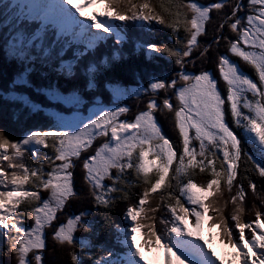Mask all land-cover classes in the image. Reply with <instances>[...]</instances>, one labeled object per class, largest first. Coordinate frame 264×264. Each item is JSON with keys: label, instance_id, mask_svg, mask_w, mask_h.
<instances>
[{"label": "snow or ice", "instance_id": "6c2138e0", "mask_svg": "<svg viewBox=\"0 0 264 264\" xmlns=\"http://www.w3.org/2000/svg\"><path fill=\"white\" fill-rule=\"evenodd\" d=\"M65 3L86 19H77L71 9L64 7ZM97 4H103L105 11L89 16L85 8ZM121 5H126L125 10L121 11ZM158 7L159 11L152 0H58L55 5L46 0H0V15H4L14 33L12 47L21 67L14 85H26L48 97L79 103L78 95L62 97L56 83L36 88L31 84L30 75L36 71L37 62L41 68H50L66 79L74 78L76 69L80 68V74L86 77V89L96 90V76L102 74L100 67L108 69L111 62L124 58L121 49H113L111 62L104 54L99 66L89 61L80 67V60L88 51L94 54L95 48L113 35L118 45L125 42L126 24L117 21L141 26L147 22L149 28L155 22L171 29L177 43L147 45L148 58L153 54H167L179 66L170 80L153 78L147 88L138 89L137 96L141 93L149 96L145 109L132 120L120 119L130 111L128 106H117L99 109L86 123L68 122L60 130L55 127L32 130L17 140L9 139L0 131V237L7 242L15 264H43L48 228H52L55 242L70 246L73 264H83L77 247L94 246L90 239L75 236L79 230L93 232V224L87 219L91 211L85 209L67 216L64 221L58 216L72 199L79 198L73 183L77 162L82 164L88 195L98 209L111 210L118 202L131 199L127 189L144 186L136 202L126 205L125 226L113 225L114 244L121 251L126 247V255L121 256L114 248L105 252L106 245H99L105 254L92 259V264H151L143 246L163 248L164 264H186V261L225 264L214 250L205 249L210 240L205 244L198 242L204 240L201 233L205 220L211 222L214 216L218 222L210 223V227L220 229L221 239L235 250L226 264H264V183L258 193L257 183L247 175V168L243 179L238 180L242 156L252 162L255 172L264 180V0H247V4L244 0H215L208 4L200 0H158ZM226 7L231 10L219 23L217 32L221 34L201 48L199 38L206 34L211 14ZM241 12L244 15H239ZM34 21L41 23L34 25ZM63 21H70L79 29L75 36H87L86 48L75 51L71 59H64L71 41L65 40ZM49 24L61 26L59 32L52 34L51 42H48ZM225 27L235 35H223ZM222 40L227 44V52L217 53L219 79L209 70L201 69L199 74L188 71V64L195 65L198 60L209 57L213 44L219 46ZM136 47L143 45L137 43ZM231 57L250 66L257 79ZM47 74L41 72L42 76ZM220 79L226 94L219 87ZM108 86L117 97L126 92L111 82ZM162 92L164 95L160 98ZM0 96L23 101L30 113L40 108L39 103L15 91L0 90ZM165 110L174 114V124L181 137L179 150L157 121L156 113ZM228 115L242 130L245 142L257 146L259 161L244 152L241 138L229 126ZM192 130L194 134L190 135ZM101 137L107 139L93 149L94 141ZM193 141H198V147ZM42 149H50L52 155L45 153L40 157ZM26 153L34 166L26 162ZM194 174H207L208 178L198 183ZM244 179L248 180L247 188ZM173 182L179 194L173 190ZM225 189L228 198L223 207L217 206ZM248 189L258 197L259 206L254 219L242 222ZM158 191H166L167 202L161 196V203L151 207L150 196ZM42 193L48 195L45 197ZM162 204H166L168 219L158 215ZM229 205L232 211L226 215ZM27 218L33 220L31 226L25 225ZM158 224L165 229L160 231ZM246 230H249L247 235ZM142 231L146 237L143 245L138 239Z\"/></svg>", "mask_w": 264, "mask_h": 264}, {"label": "trees", "instance_id": "16d2710c", "mask_svg": "<svg viewBox=\"0 0 264 264\" xmlns=\"http://www.w3.org/2000/svg\"><path fill=\"white\" fill-rule=\"evenodd\" d=\"M201 3L208 4L215 2V0H200ZM154 5L158 7V0H152ZM244 3L247 4V0H244ZM126 5H121V9L125 10ZM230 8L226 7L223 10L216 11L214 10L212 19L209 24L206 26V34L199 38L201 48L209 43H212L217 35L221 33L217 32V28L221 19L224 18L225 13L230 12ZM239 15H244L243 12ZM167 19V17H166ZM158 31L155 35L154 44L157 45H175L177 43L176 38L173 36L171 29L166 28L161 25L158 27ZM223 35L234 36V33H231L227 27L223 30ZM180 36H184L183 30L180 32ZM152 43V42H151ZM4 42H0V77L5 81H0V87L5 86V88L12 89L14 91L15 87H12V81H10L12 75L16 76L17 73L21 71V67L18 66L17 58L15 55L8 54ZM131 52V51H130ZM227 52V44L225 41H221L220 45L217 46L213 44L210 51L209 57L198 60L195 65L188 64V71L199 74L201 69L212 71L217 78L219 79V73L216 68L217 63V53L225 54ZM198 54V53H197ZM235 59L237 63L243 68V70L250 75L254 80L257 79L254 70L243 64L239 61V58L231 57ZM179 70V66L175 64V58L168 57L167 54H155L152 60H147L144 56V53L137 55L125 57L121 59L117 64L112 65L107 69V72L100 76L97 79L98 88L96 90L86 89V78L82 77L80 74V68H77V75L72 79H66L63 75H57L56 72L52 71L50 68H41L39 62L36 63V71L31 73L30 81L33 86L39 88L41 86H51L53 83L58 85V88L61 92L66 93H79L82 95L85 100L92 102L98 97L101 96L104 98V95L107 97V105L112 108L113 96L112 93L106 89L108 82L112 84H121L124 86H140L144 84L147 88L150 81L153 78H163L166 77L169 80L175 75ZM41 72H47V76H42ZM219 87L222 89V94L224 92L225 85L222 79L219 81ZM15 90L19 95H26L30 98L33 103H39L45 110H37L35 113H30L27 106L23 105V102L20 101H11L4 99L0 96V131H3L8 138H13L14 136H19L23 132L32 131V130H48L55 125L54 119L51 117V112L49 108L67 111L68 113L72 112L71 108L64 107L62 103H54L52 99L44 93H38L34 90L33 87L26 85L16 86ZM164 93H161L162 98ZM171 95V93H169ZM149 94L145 93L139 97L129 100L127 106L130 108V111L124 114L128 120L134 119L135 114L139 111L144 110L146 107V102ZM251 99V94H249ZM173 103L175 104V96L172 95ZM19 102V103H18ZM17 110H20L18 118H16ZM247 111V110H244ZM50 112V113H48ZM87 110L84 111V114H87ZM122 116V118L124 117ZM157 121L160 124L164 134L173 142L174 146L179 150L181 143V137L179 136L178 129L174 124V114L168 112L167 110L163 112L156 113ZM125 119V118H123ZM226 119L229 121V126L232 127L233 131L236 132L237 136L241 138L242 148L248 156H253L254 159L259 161L260 156L257 151V146H254L250 142H245V136L242 135V130L237 128L234 123L231 122L230 115L226 116ZM192 134H194L192 132ZM105 139L104 137L98 138L93 143V149L98 147ZM194 145L198 147V142L194 141ZM50 149H45V153L50 152ZM92 151V149H91ZM90 151V153H91ZM44 153V154H45ZM222 155V153H220ZM219 165V160H217ZM247 168L249 171L248 176L253 178L257 183V192L261 191V184L264 183L258 174L254 170V166L251 161L247 160L246 156H242L240 164V177L243 179L245 173L244 169ZM75 177L77 179L76 186L79 189V198H74L71 200L74 210L77 214L81 211L87 209L91 211L92 215L87 219L93 224V232H85L84 230H79L75 233L77 238L83 239L88 238L92 241L94 245L91 248H80L77 247L76 251L80 254L83 259V264H92V259L98 258L101 256V250L99 245H106L109 242L111 237V232L113 230V225L118 224V221L121 217V212L124 211L126 205L129 203L136 202L137 194L143 190L144 186L141 187H131L127 189L131 196L130 200L120 201L117 205L111 210H104L102 208H97L92 198L88 195L89 189L88 185L84 180V171L82 166L79 165L75 171ZM207 174H194V179L198 183L206 182ZM245 187L247 188L248 180L244 179ZM106 183H108L106 181ZM173 190L176 194H179L178 188L173 182ZM235 191V189H233ZM43 196H47L48 193H42ZM161 196L165 197V202H167L166 191H158L156 194L150 196V206L155 207L156 204L161 203ZM228 198L227 190L225 189V194L223 197L219 198L218 205L223 207L224 200ZM174 203V200L172 201ZM253 205H256L254 207ZM187 207V204H185ZM259 206V199L257 196L251 193V190L248 189V196L246 198L245 212L242 214L241 219H248L255 217L256 208ZM232 211V206L229 205L226 215ZM151 217V213L148 214ZM161 218L165 219L169 216L166 210V204L161 205V211L158 214ZM215 220H218V217H215ZM33 221L31 218L25 220V225L29 226L28 223ZM150 221H145V223ZM160 229V224L157 225ZM229 226H232V222L229 221ZM71 248L68 245H59L51 237L49 238V245L44 252L43 262L45 264H73L70 255ZM7 253V254H4ZM68 254V255H67ZM0 263L1 264H15V257L8 252L7 242L4 241L3 245L0 247Z\"/></svg>", "mask_w": 264, "mask_h": 264}, {"label": "rangeland", "instance_id": "374dc122", "mask_svg": "<svg viewBox=\"0 0 264 264\" xmlns=\"http://www.w3.org/2000/svg\"><path fill=\"white\" fill-rule=\"evenodd\" d=\"M124 89V88H123ZM138 89L139 88H132V89H129V90H127V89H125L126 90V92H125V94L124 95H122V96H120V97H117L116 95H115V98H116V100H119V99H125V98H127V97H129V96H131V95H136V93H137V91H138ZM62 97L63 96H66V95H64V94H60ZM72 96V95H71ZM55 100H60V101H62L63 103H65V104H67V105H69V106H72V105H76V106H78V107H80L81 105H80V101H79V103H77V102H75V101H67V100H65V99H58V98H54ZM99 109H101V107H97V106H95V107H93L92 108V110L89 112V116L88 117H90V115H91V117H93L94 118V114L99 110ZM56 116V119H57V121H58V126H57V130H60V129H62L63 128V125L65 124V123H68V122H74V123H80L81 121H83V122H87V119H88V117L87 118H83L82 117V113H81V111H77V112H75L74 114H72V115H61V114H56L55 115ZM64 130H66V129H64ZM193 133H194V130H193ZM190 135H192V132H190ZM198 142V141H197ZM193 144H194V141H193ZM195 146V145H194ZM68 255V254H67Z\"/></svg>", "mask_w": 264, "mask_h": 264}, {"label": "bare ground", "instance_id": "6f19581e", "mask_svg": "<svg viewBox=\"0 0 264 264\" xmlns=\"http://www.w3.org/2000/svg\"><path fill=\"white\" fill-rule=\"evenodd\" d=\"M62 23L70 24L71 22L70 21H63Z\"/></svg>", "mask_w": 264, "mask_h": 264}]
</instances>
